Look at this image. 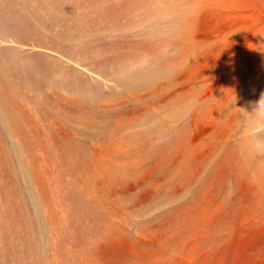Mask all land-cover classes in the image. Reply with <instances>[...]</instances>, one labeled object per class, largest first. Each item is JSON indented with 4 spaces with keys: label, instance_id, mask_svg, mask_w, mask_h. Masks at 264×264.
Segmentation results:
<instances>
[{
    "label": "rangeland",
    "instance_id": "1",
    "mask_svg": "<svg viewBox=\"0 0 264 264\" xmlns=\"http://www.w3.org/2000/svg\"><path fill=\"white\" fill-rule=\"evenodd\" d=\"M264 0H0V264H264Z\"/></svg>",
    "mask_w": 264,
    "mask_h": 264
},
{
    "label": "clouds",
    "instance_id": "2",
    "mask_svg": "<svg viewBox=\"0 0 264 264\" xmlns=\"http://www.w3.org/2000/svg\"><path fill=\"white\" fill-rule=\"evenodd\" d=\"M256 110H258L261 115H264V104L259 102V106L256 108Z\"/></svg>",
    "mask_w": 264,
    "mask_h": 264
}]
</instances>
